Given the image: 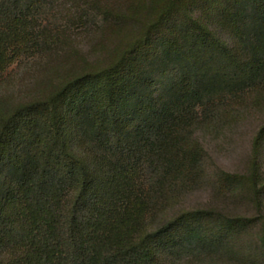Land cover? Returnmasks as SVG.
<instances>
[{
  "label": "trees",
  "instance_id": "16d2710c",
  "mask_svg": "<svg viewBox=\"0 0 264 264\" xmlns=\"http://www.w3.org/2000/svg\"><path fill=\"white\" fill-rule=\"evenodd\" d=\"M16 64L45 75L0 91V264L233 263L255 229L264 249V126L245 173L212 174L199 137L264 87V0H0V87ZM206 187L256 214L184 205Z\"/></svg>",
  "mask_w": 264,
  "mask_h": 264
},
{
  "label": "rangeland",
  "instance_id": "374dc122",
  "mask_svg": "<svg viewBox=\"0 0 264 264\" xmlns=\"http://www.w3.org/2000/svg\"><path fill=\"white\" fill-rule=\"evenodd\" d=\"M113 1L127 2L128 0ZM68 6H70L69 2ZM61 22L58 21L57 24ZM105 35L108 34L105 33ZM109 36L112 37L110 34ZM9 72L13 83L3 84L0 91L10 93L16 98H26L30 95L34 91L32 84L37 78L45 75V71L41 68H25L18 66V64L13 66ZM228 104L231 107L230 111H232L230 125L220 132L199 135L209 154L207 165L212 174L216 173L218 169L229 173H245L252 155L254 138L259 129L264 126V87L250 91L243 95L240 100H230ZM262 169L264 174V151ZM226 195H219L212 187H206L190 194L185 199L184 205L190 209L213 207L231 216H253L256 214L242 198ZM256 232L258 233L257 229L245 236L243 240L237 241L238 247L242 249L243 257H239L238 261L233 263L226 262L224 264H264V249L260 247Z\"/></svg>",
  "mask_w": 264,
  "mask_h": 264
}]
</instances>
